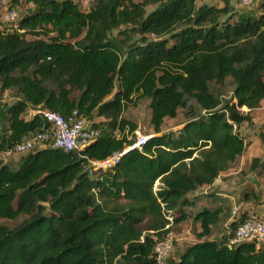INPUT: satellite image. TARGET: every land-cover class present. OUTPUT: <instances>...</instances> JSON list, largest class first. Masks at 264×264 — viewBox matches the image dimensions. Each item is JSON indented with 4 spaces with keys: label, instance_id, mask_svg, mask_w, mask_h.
I'll return each mask as SVG.
<instances>
[{
    "label": "trees",
    "instance_id": "1",
    "mask_svg": "<svg viewBox=\"0 0 264 264\" xmlns=\"http://www.w3.org/2000/svg\"><path fill=\"white\" fill-rule=\"evenodd\" d=\"M27 1L35 8L16 23L0 13V153L44 129L41 114L27 116L38 107L78 109L100 135L79 152L38 144L16 168L0 160V264H156L175 224L200 230L167 264H264V245L227 244L249 210L211 237L234 205L210 189L249 145L238 128L264 102V0L256 12L231 0ZM122 25L138 37L110 36ZM136 99L149 103L152 136L90 172L91 159L134 143L123 112ZM179 108L183 127L164 132Z\"/></svg>",
    "mask_w": 264,
    "mask_h": 264
},
{
    "label": "rangeland",
    "instance_id": "2",
    "mask_svg": "<svg viewBox=\"0 0 264 264\" xmlns=\"http://www.w3.org/2000/svg\"><path fill=\"white\" fill-rule=\"evenodd\" d=\"M9 1V0H8ZM92 1V0H91ZM211 3H221L220 0H206ZM232 5L241 4L240 0H231ZM10 5L6 4L3 6L0 3V13L1 20L6 24H11L12 21H7L3 15L7 12L8 9L14 8L17 11V15L22 17L23 15L31 12L35 5L32 2L27 0H16ZM91 5V4H90ZM257 5H253L250 7L244 6L245 8H253L256 7V11L259 10ZM8 6V7H6ZM83 9L84 7L81 6ZM129 25H122L119 28L111 30L110 36L118 37L123 39L126 31H128L129 36H132L133 39L138 37V34L131 29L126 28ZM130 27H132L130 25ZM31 36V35H29ZM43 38H47L46 35H43ZM232 92L227 89L225 94H223L225 99L231 98ZM244 112H248L249 109L246 106L240 108ZM31 111V112H30ZM27 112V116L31 115L32 109ZM252 119L246 120L242 122L238 128L240 133L243 135L246 143L249 145L246 147L245 151L239 156L230 166L229 172L226 175H222L221 179L223 180L224 185L223 188L220 187L218 191L224 192L228 191L227 194L231 195L232 205H236L238 207V211L235 215L238 216L241 212L242 208L247 210V206H255L259 208L264 213V102H261L260 106L253 109L251 112ZM150 115L151 108L147 100H138L136 99L134 102L129 103L127 107L124 109L123 116L130 121L137 123L138 127L134 130L133 133H129L130 137L135 136L137 131H143L146 133H153V126L150 123ZM186 120L185 109L179 108L178 115L176 117H167L162 125L164 132L169 131H177L181 129ZM22 153L17 151H12L11 153L1 152L0 160L4 163H8L12 168H16L19 158ZM254 158L259 159V165L257 169H250ZM260 163L263 165L260 167ZM157 185V184H156ZM253 187L254 195L255 193L258 195V198L252 197L249 199V202H244L243 200V192L245 189H251ZM209 187L207 188V190ZM224 190V191H223ZM253 209V208H250ZM170 217V216H169ZM234 217V218H235ZM0 221H3L0 219ZM187 225H174L173 233L171 234L173 240V253L172 256L174 259H177L179 255L186 249L187 246L195 243L197 241V229L194 227L193 231H190V228H187ZM214 230V234L217 238L221 237L222 233L219 229L217 231ZM148 229H144V233L147 232ZM223 231V230H222ZM264 245V243L262 244Z\"/></svg>",
    "mask_w": 264,
    "mask_h": 264
},
{
    "label": "built area",
    "instance_id": "3",
    "mask_svg": "<svg viewBox=\"0 0 264 264\" xmlns=\"http://www.w3.org/2000/svg\"><path fill=\"white\" fill-rule=\"evenodd\" d=\"M80 3L84 9H89L91 0H75ZM8 0H1V4L8 5ZM260 0H240L244 6L258 4ZM8 7V6H6ZM7 21L16 23L19 16L17 11L12 8L8 9L3 15ZM18 27V24H16ZM41 114L46 122L44 129L25 136L20 142H17L14 149L6 151L11 153L17 151L25 153L33 149L38 144H49L52 147L62 149L65 152L81 151L91 143L97 140L100 135V130L96 128L90 121L83 117L78 109H75L67 117L58 112L38 107L32 109V115ZM152 136L150 133L137 131L134 136V143L126 146L123 150L112 153L103 159L90 160V172L110 169L115 166L123 154L131 148L142 149L143 144ZM133 138V137H130ZM238 207L233 206L232 215L235 216ZM241 242H255L259 247L264 243V217L258 215H250L246 219L239 222L230 235L227 244L229 247H234ZM173 248L171 238H163L156 243L155 254L156 264H167V259L170 256Z\"/></svg>",
    "mask_w": 264,
    "mask_h": 264
},
{
    "label": "crops",
    "instance_id": "4",
    "mask_svg": "<svg viewBox=\"0 0 264 264\" xmlns=\"http://www.w3.org/2000/svg\"><path fill=\"white\" fill-rule=\"evenodd\" d=\"M217 2H218V0H217ZM218 4L221 5V3H218ZM234 7L237 8V9H240L242 11L256 12V7H253V8H245L244 5H242V4H240V5L239 4H236ZM224 175H226V174H224ZM221 177H222V175L220 177H218L214 181V183L212 184L213 186L211 185V188L210 189H212L214 191H217L222 196H227V197H230L231 198V195L230 194H227L228 191H226V190L225 191L223 190L224 192L218 191L220 189V187L221 188L224 187V185L222 186V184H224V182L221 179ZM207 188H208V186L203 187L201 189L204 190V192H205V191H207ZM201 189L199 191H196L195 193H192L191 195H194V194L199 195L201 193V191H202ZM200 199H201V202H203L205 200V198L203 196H201ZM247 207L253 208V209L247 208V210H249L250 215L255 214V215L264 217L263 210L261 211L259 208H256L253 205L247 206ZM234 217L235 216L232 215V211H231L230 214H228L225 217H223V219L218 223L217 226H214L213 229L216 230V228H218L217 231L220 229L222 234L225 233V231L227 232L230 223L234 220ZM196 226H197V230L199 231L200 230L199 225L197 224ZM214 230H212L211 237L217 238V236L214 234Z\"/></svg>",
    "mask_w": 264,
    "mask_h": 264
},
{
    "label": "clouds",
    "instance_id": "5",
    "mask_svg": "<svg viewBox=\"0 0 264 264\" xmlns=\"http://www.w3.org/2000/svg\"><path fill=\"white\" fill-rule=\"evenodd\" d=\"M170 218V217H169Z\"/></svg>",
    "mask_w": 264,
    "mask_h": 264
}]
</instances>
